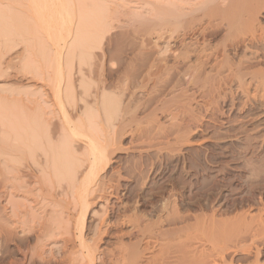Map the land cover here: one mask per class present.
I'll use <instances>...</instances> for the list:
<instances>
[{
    "label": "rangeland",
    "instance_id": "1",
    "mask_svg": "<svg viewBox=\"0 0 264 264\" xmlns=\"http://www.w3.org/2000/svg\"><path fill=\"white\" fill-rule=\"evenodd\" d=\"M32 1L0 0V264H264V0L186 3L180 34V0H61L66 42ZM187 51L218 57L193 84ZM81 134L113 151L85 206Z\"/></svg>",
    "mask_w": 264,
    "mask_h": 264
},
{
    "label": "bare ground",
    "instance_id": "2",
    "mask_svg": "<svg viewBox=\"0 0 264 264\" xmlns=\"http://www.w3.org/2000/svg\"><path fill=\"white\" fill-rule=\"evenodd\" d=\"M194 0H180V3H178V7H177V5L176 4H174V5H176L175 6V11H176V14L174 15V19H175V24L176 25H178V27H176V29H179V30H177V32H179V34H180V31H182L181 29L182 28H185L184 26V23H185V20L186 19H188L189 17L187 16L189 13H191L190 11H192V9L190 8H188L190 11L188 12V14L186 15V14H184V11H185V13H186V10L187 9H185L186 7H185V4L186 3H188L187 5H189V3L191 4L192 2H193ZM59 2H61V3H59ZM178 2V1H177ZM176 2V3H177ZM195 2V1H194ZM33 3H35L34 5V8H36V10L34 9V11H36V14H35V12H34V16L37 18L38 17V23H40L41 22V24H42V26L44 27L45 26V29H46V33L48 34L49 33V35H47L48 37H50V38H52L53 40H57V41H64V42H66L67 41V39H69L70 38V36H72V34H73V24H74V20L76 21V15H75V11H73L74 10V7L73 6H71L72 5V3H70V5H69V3H67V2H65V3H62V1L61 0H35V2L34 1H32V4ZM180 4V5H179ZM194 4H196V3H194ZM191 6V5H190ZM193 6H195V5H193ZM193 6H191V7H193ZM177 8H178V10H177ZM194 8V7H193ZM72 9V10H71ZM194 10H196V9H194ZM213 10H215V11H210V14L208 15L209 16V18H208V16L207 15H205V16H203L204 18L207 16V18L209 19V22L210 23H212L213 22V20L215 21V18H216V16H215V14L216 13H214V12H216V8L215 9H213ZM218 10V9H217ZM197 11V10H196ZM208 13H209V11H207ZM192 13H194V12H192ZM191 13V14H192ZM191 14H189V16L191 15ZM206 14V13H205ZM219 14H221V12L219 13ZM36 15H38V16H36ZM218 15V14H217ZM194 16V15H193ZM192 15H191V20H188L187 21V23L188 24H186V26L188 27H186L187 29H191L193 26H192V24L191 23H193V24H195V21L192 19V17H193ZM219 16V15H218ZM172 17V16H171ZM186 17H188V18H186ZM194 18V17H193ZM197 18V17H196ZM196 18H194V19H196ZM199 19H200V17H198ZM204 18H202V19H200V20H203ZM168 19V18H167ZM172 19H173V17H172ZM207 19V20H208ZM78 20H83V18L82 19H79L78 18ZM86 20V19H85ZM169 20V19H168ZM167 20V21H168ZM192 20H193V22H192ZM217 20V19H216ZM84 21V20H83ZM198 21V20H197ZM82 22V21H81ZM80 22V23H81ZM85 22V21H84ZM203 22V21H202ZM83 23V22H82ZM243 23V22H242ZM44 24V25H43ZM84 24V23H83ZM200 24H202V23H200ZM245 24V23H244ZM199 25V24H198ZM41 26V27H42ZM209 26V25H208ZM171 27V26H170ZM161 28H164V26L163 27H161ZM175 28V27H174ZM44 29V28H43ZM81 29V28H80ZM83 29V28H82ZM160 29V28H159ZM170 29V28H169ZM187 29H186V32H187ZM195 29V28H194ZM193 29V30H194ZM198 29V28H197ZM65 30V31H64ZM166 30H167V27H166ZM162 31V30H161ZM168 31V30H167ZM167 31H165V32H167ZM171 31H172V29H171ZM176 31V30H175ZM53 32H55V33H53ZM64 32L66 33V34H64ZM163 32V31H162ZM188 32H189V30H188ZM158 33H161V32H158ZM190 33V32H189ZM185 36H187V35H185ZM184 36V37H185ZM180 38V37H179ZM182 38H183V36H182ZM186 38V37H185ZM183 40V42H184V39H182ZM185 41H186V39H185ZM182 42V41H181ZM60 44V43H59ZM183 45H184V43H183ZM191 48V47H190ZM188 50H190V49H188ZM196 51V50H195ZM187 52H190V51H187ZM197 52V51H196ZM190 53H192V54H190ZM188 55H180V57H179V59H178V62H177V71L178 70H181L180 68L182 67L183 68V66H184V64L185 63H188V68H187V70L185 71V73L183 74L184 75V79H185V81L188 83V84H193V83H195V82H198V81H200V80H202V79H200V78H203L202 76L203 75H205V71H204V68H206L205 66L206 65H210L212 62H214L215 61V59H217V58H213L214 56H213V54L212 53H215V52H212L211 54L210 53H208L207 55L208 56H206L205 55V57H206V59H203L202 58V54L201 55H196L195 54V52L194 51H191ZM200 53H202V51L200 52ZM187 54V53H186ZM197 54H199V53H197ZM60 55H61V53H60ZM196 57L195 59V61H193V57ZM216 57V56H215ZM219 62V61H218ZM216 63V64H214V66L212 67V70L214 69L215 70V72H216V74H218V75H220L221 73H223L224 72V70H223V68L225 67V65H223V63L220 65L219 63ZM215 63V62H214ZM219 64V65H218ZM240 65V64H239ZM59 66V65H58ZM60 66H61V63H60ZM211 66V65H210ZM175 67V66H174ZM174 67L172 68V69H174ZM58 69H59V67H57ZM61 69V68H60ZM171 69V70H172ZM211 69V68H210ZM225 69V68H224ZM227 70V69H226ZM228 70H230L231 72L234 70V71H238L239 69L237 68H235V69H233L232 67H230ZM223 71V72H222ZM229 71V72H230ZM172 72V71H171ZM240 72V71H239ZM168 73V72H167ZM169 74V73H168ZM206 74H207V72H206ZM180 75V74H179ZM208 75V74H207ZM222 75V74H221ZM209 76V75H208ZM208 76H207V79H208ZM169 77V76H168ZM210 77V76H209ZM171 78V77H170ZM200 79V80H199ZM165 80V79H164ZM172 80V79H171ZM206 80V79H205ZM163 81V80H162ZM263 81H264V79H263ZM168 82V81H167ZM243 82V81H242ZM199 84V83H198ZM197 83H196V85H198ZM203 85L205 84V83H202ZM201 84V86H203ZM60 85H61V83H60ZM195 85V86H196ZM206 85V84H205ZM186 86H188V85H186ZM57 87H59V85L57 86ZM206 87V86H205ZM205 87L204 88H202V89H205ZM258 87H260V86H258ZM185 88H187V87H185ZM190 88H192V87H190ZM194 88V87H193ZM64 89H63V87H62V85L59 87V89L57 90V94L58 93H61V92H64L63 91ZM184 90H186V89H184ZM183 90V91H184ZM187 91V90H186ZM204 91V90H203ZM258 91V90H257ZM189 92V91H188ZM205 93V92H204ZM207 93V92H206ZM211 92H209V94H210ZM186 94H187V92H186ZM59 95V94H58ZM182 95H183V92H182ZM204 95H207V94H204ZM60 96V95H59ZM62 96V95H61ZM185 96V95H184ZM59 99V98H58ZM59 102H61V100L59 101ZM151 102V101H150ZM149 103V102H148ZM62 104V103H61ZM150 104V103H149ZM146 106V105H145ZM148 106V105H147ZM146 106V107H147ZM145 109V108H144ZM184 113V112H183ZM194 113V112H193ZM100 114V113H99ZM110 115V114H109ZM184 115V114H183ZM190 115V114H189ZM194 115V114H193ZM114 115H112V117H113ZM116 116V115H115ZM125 116V115H124ZM123 116V117H124ZM180 116V115H179ZM182 116V115H181ZM196 116V115H195ZM182 117H184V116H182ZM188 117H190V116H188ZM197 118V117H196ZM181 119V118H180ZM124 120V119H123ZM182 120V119H181ZM115 120L113 119V122H114ZM184 121V120H183ZM183 121H181V122H183ZM189 121V120H188ZM109 122H112L111 120H109ZM126 122V121H125ZM107 123H108V121H107ZM114 123H116V122H114ZM189 123V122H188ZM109 124V123H108ZM111 124V123H110ZM181 125V127H179L180 129H181V131H180V129H179V131H180V134H181V132H182V130H184L185 131V129L187 128V127H189V128H191V129H193L192 127L193 126H198V122H191L190 121V124H184V123H178V125ZM105 125V124H104ZM123 126H124V124H122ZM126 125V124H125ZM179 125V126H180ZM100 127H102V126H100ZM109 127H111V126H108V128ZM113 127V126H112ZM120 127H122V126H120ZM195 127V128H196ZM107 128V127H106ZM194 128V129H195ZM196 129H198V128H196ZM107 130V129H106ZM104 131V130H103ZM178 131V130H177ZM188 132H189V130H188ZM197 132V131H196ZM186 133V132H185ZM187 135V134H186ZM81 136H84V138H86L87 140H88V135L86 136V135H82L81 134ZM86 136V137H85ZM89 136H90V134H89ZM188 136V135H187ZM88 137V138H87ZM186 137V136H185ZM184 138V137H183ZM100 139V138H99ZM89 141V140H88ZM108 141V140H107ZM189 141V140H188ZM104 142H105V140H104ZM103 142V143H104ZM103 143H99L98 141H96L95 139H93V138H90V141H89V143H88V149H89V155H86V157H88L87 159H88V161H89V171H88V173H87V175H86V177H84V179L81 181V183H80V185H79V187H78V191H77V199H78V202L80 203V205L82 204L83 206H85L86 204L87 205H89V203H88V200H87V198H88V193L90 192L91 193V190H92V187L94 186V183H96L97 184V182H96V179L98 178V176H99V172L101 171V169H102V171L104 170V167L105 166H108V163L111 161V159H110V157H111V153L113 152H109L110 151V149H109V145L110 144H107V145H104ZM87 147V146H86ZM21 149V148H20ZM22 151L23 150H25V149H21ZM9 152V151H8ZM7 152V153H8ZM13 152V151H12ZM11 153V152H10ZM18 152H16V154H17ZM13 154V153H12ZM22 155V154H21ZM20 155V156H21ZM12 156V155H11ZM85 157V158H86ZM8 160V159H7ZM86 160V159H85ZM87 161V160H86ZM86 161H85V163H86ZM6 162H8V161H6ZM15 167V166H14ZM13 168V167H12ZM16 169V168H15ZM88 169V168H87ZM17 170V169H16ZM14 171V170H13ZM15 173H17L16 171H15ZM101 173V172H100ZM18 174V173H17ZM20 175V174H19ZM31 175V174H30ZM98 181V180H97ZM103 185V184H102ZM104 186V185H103ZM6 187V186H5ZM13 187V186H12ZM105 187V186H104ZM104 187H103V189H104ZM15 189L17 188V186L16 187H14ZM13 188V189H14ZM5 189V188H4ZM4 189H3V191H4ZM32 190V189H31ZM104 191H106V190H103V192ZM28 192H29V190H28ZM93 192V191H92ZM28 194V193H27ZM28 196V195H27ZM102 197V196H101ZM30 198V197H29ZM15 208V207H14ZM15 211H16V209H15ZM13 215H14V213H13ZM16 216H19V215H17V214H15ZM14 215V216H15ZM247 228H248V226H247ZM250 228V227H249ZM248 228V229H249ZM252 228V227H251ZM252 231V230H251ZM251 231H248V233H250ZM246 233H244V235H243V233H241L240 234V238L242 239V241L243 242H248L247 241V239L250 237L249 235H245ZM241 235H243V236H241ZM249 236V237H248ZM239 237V236H238ZM237 237V238H238ZM253 237H255V236H253ZM240 238H238V239H240ZM238 239H236V240H238ZM250 241H252V239L250 240ZM251 244V243H250ZM250 244H249V248L248 249H250ZM252 245H254V244H252ZM244 247V246H243ZM245 247H248L247 245H245ZM244 247V248H245ZM253 247V246H252ZM245 249H247V248H245ZM21 250H22V248H21ZM27 252V251H26ZM25 255V254H24ZM41 256V255H40ZM93 257H92V253H91V251L88 253V264H94V262H93V259H92ZM17 261V260H16ZM13 262H14V259H13ZM13 262H11V264L13 263ZM10 262H8V264H9ZM16 263V262H15ZM17 264V263H16Z\"/></svg>",
    "mask_w": 264,
    "mask_h": 264
}]
</instances>
